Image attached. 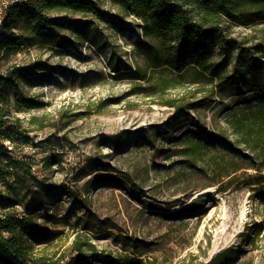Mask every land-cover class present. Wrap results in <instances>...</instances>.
<instances>
[{
    "label": "rangeland",
    "instance_id": "rangeland-1",
    "mask_svg": "<svg viewBox=\"0 0 264 264\" xmlns=\"http://www.w3.org/2000/svg\"><path fill=\"white\" fill-rule=\"evenodd\" d=\"M100 7L51 12L39 36L26 17L13 27L26 41L0 62L18 132L0 213L30 215L44 234L33 247L65 259L80 237L97 264H264V135L246 141L228 122L264 100V58L222 88H163L159 68L131 77L146 60L140 19ZM260 26L228 32L245 48ZM188 136L204 141L195 157L181 153Z\"/></svg>",
    "mask_w": 264,
    "mask_h": 264
},
{
    "label": "trees",
    "instance_id": "trees-1",
    "mask_svg": "<svg viewBox=\"0 0 264 264\" xmlns=\"http://www.w3.org/2000/svg\"><path fill=\"white\" fill-rule=\"evenodd\" d=\"M122 11L140 19L145 37L142 52L146 60L142 72L136 71L132 78H142L148 70L159 68L154 81L166 88L170 81L181 83L218 81V88L230 85L236 79L253 71L256 62L264 58V0H109ZM101 0H39L26 2L11 9L5 16L0 35V62L3 57L15 53L26 38L13 30L21 16L31 24L32 30L45 31L48 14L56 11L100 14ZM261 24L250 46L242 48L228 32L231 25L251 26ZM43 27L42 29H39ZM43 39V38H41ZM1 65V64H0ZM175 72L165 77L162 72ZM6 76L0 74V117L5 124L6 136L15 139L17 130L8 123L9 110L3 105L10 102L3 86ZM256 97L264 98L257 94ZM264 100L243 110L239 116L228 120L229 127L246 141L258 131L256 138L264 135ZM15 99L13 105L20 110L22 104ZM256 127V128H255ZM116 136H111L114 139ZM204 141L188 136L181 153L186 158L195 157L204 146ZM256 142V144L254 143ZM260 147V141H254ZM123 139L115 140V146ZM260 149H264L260 147ZM14 161L0 143V176L6 173ZM192 201L190 205H192ZM43 229L37 226L30 215L15 212L0 213V264H97L98 256L92 244L74 239L71 255L57 257L39 252L31 240L43 242ZM37 241V242H38ZM39 250V251H38ZM234 248H227L213 257L225 260L234 256ZM77 264V263H76Z\"/></svg>",
    "mask_w": 264,
    "mask_h": 264
},
{
    "label": "built area",
    "instance_id": "built-area-1",
    "mask_svg": "<svg viewBox=\"0 0 264 264\" xmlns=\"http://www.w3.org/2000/svg\"><path fill=\"white\" fill-rule=\"evenodd\" d=\"M12 1H17V0H0V16L5 15V4H8V2ZM26 2H34V0H25ZM0 106H1V101H0ZM6 128L4 124L0 123V143L4 148H10L11 149V154L14 149L15 145V139L13 136H6Z\"/></svg>",
    "mask_w": 264,
    "mask_h": 264
},
{
    "label": "bare ground",
    "instance_id": "bare-ground-1",
    "mask_svg": "<svg viewBox=\"0 0 264 264\" xmlns=\"http://www.w3.org/2000/svg\"><path fill=\"white\" fill-rule=\"evenodd\" d=\"M37 1H39V0H34V2H37ZM23 3H26V1L25 0H17V1L8 2V4H5V15H1L0 16V35H1L2 25H3L4 19H5V16L7 15V13L11 9H13V8H15V7L19 6V5H22ZM1 106H2V103H1ZM2 120L3 119L0 117V123L4 124L2 122ZM4 149H6V152L11 155V149L10 148H4Z\"/></svg>",
    "mask_w": 264,
    "mask_h": 264
}]
</instances>
